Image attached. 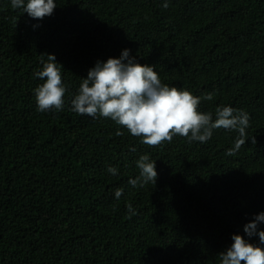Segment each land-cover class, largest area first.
Instances as JSON below:
<instances>
[{"label":"trees","instance_id":"16d2710c","mask_svg":"<svg viewBox=\"0 0 264 264\" xmlns=\"http://www.w3.org/2000/svg\"><path fill=\"white\" fill-rule=\"evenodd\" d=\"M54 2L36 20L0 0V264H220L234 234L259 245L244 226L264 212V0ZM124 49L163 84L211 93L199 110L213 119L217 107L246 112V143L229 156L239 134L216 129L150 147L72 111L89 69ZM41 54L63 66L61 111L37 110ZM145 154L156 184L133 188Z\"/></svg>","mask_w":264,"mask_h":264},{"label":"clouds","instance_id":"9594fccd","mask_svg":"<svg viewBox=\"0 0 264 264\" xmlns=\"http://www.w3.org/2000/svg\"><path fill=\"white\" fill-rule=\"evenodd\" d=\"M10 4L12 9H22L23 13L36 20L51 16L57 7L54 0H10ZM163 7H169L167 0ZM41 63L42 70L34 74L44 81L34 89L37 110L61 111L67 92L62 80L63 66L56 62L54 54H41ZM202 99L211 101L213 95L197 97L188 90L163 84L153 66L137 63L135 57L130 56V49H124L119 58L98 60L89 69L87 78L82 79L78 94L71 101V107L78 115L111 119L150 147L171 143L177 135L189 143H206L216 129L236 131L239 135L235 145L226 153L234 155L247 141L249 115L243 110L222 106L217 107L213 119L212 113L199 110ZM117 134L122 133L118 131ZM251 140L256 143L255 137ZM136 167L140 170L139 176L129 180L133 188H143L149 182L156 184L158 173L155 161H151L149 155H141ZM108 172L118 174L115 167H109ZM122 194V188L115 192L117 199ZM127 209L129 218L137 214L131 203L127 204ZM261 222H264V212L244 226L249 238L258 235L259 245L234 234L231 246L219 253L220 264H264V230H257Z\"/></svg>","mask_w":264,"mask_h":264}]
</instances>
